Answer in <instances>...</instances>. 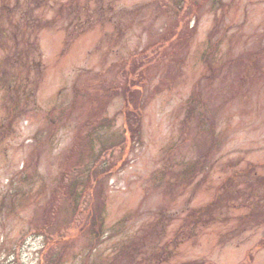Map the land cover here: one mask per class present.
<instances>
[{"label": "rangeland", "instance_id": "374dc122", "mask_svg": "<svg viewBox=\"0 0 264 264\" xmlns=\"http://www.w3.org/2000/svg\"><path fill=\"white\" fill-rule=\"evenodd\" d=\"M0 264H264V0H0Z\"/></svg>", "mask_w": 264, "mask_h": 264}, {"label": "trees", "instance_id": "16d2710c", "mask_svg": "<svg viewBox=\"0 0 264 264\" xmlns=\"http://www.w3.org/2000/svg\"><path fill=\"white\" fill-rule=\"evenodd\" d=\"M127 93H128V91H127ZM126 93V94H127ZM132 94H131V96H130V101H132L131 103H133L132 105H133V108H136V107H138L139 106V100H138V97L137 96H139V91L138 90H133L132 92H131ZM128 96H129V93L127 94ZM135 110V109H134ZM133 129V127L131 126V130ZM81 156H85V154L84 153H82V155H79V157L77 158V161H76V163L78 164V165H81V163H79V158L81 157ZM99 162V159L97 160V162H96V164ZM98 166V165H97ZM104 173H106V170H102L101 171V173L100 174H98V172H96V173H93V171H91V174H94V175H91V178H98L100 175H102V174H104ZM95 176V177H94ZM89 178L90 177H87L86 178V181L87 182H89ZM63 187H66V189H65V191H67V193L68 194H71L70 196V201L69 200H67V204H66V207L65 208H67V209H69V215L71 216V217H76V214H77V211H76V209H77V205L78 204H80L81 205V202H80V200H79V194H77L76 195V197L74 198L73 197V195L72 194H74V193H70V189H71V187L72 186H70V184H67L66 182H64V186ZM63 190V189H62ZM84 191H86V188L84 189ZM72 202H73V204H72ZM72 204V205H71ZM67 205H68V207H67ZM73 206V207H72ZM63 209V208H62ZM54 208H51L50 209V211H51V214L47 217V222H46V224L44 225V226H42V228H40V229H42V231H45V229L47 228L46 226L48 225H51L53 222H54V220H59V219H57V212L55 213L56 215H52V213H54ZM207 210V209H206ZM205 210V211H206Z\"/></svg>", "mask_w": 264, "mask_h": 264}]
</instances>
